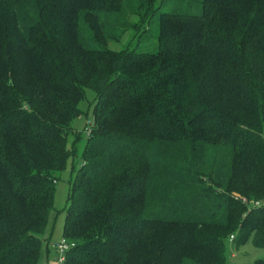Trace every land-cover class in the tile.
<instances>
[{
    "label": "trees",
    "instance_id": "trees-1",
    "mask_svg": "<svg viewBox=\"0 0 264 264\" xmlns=\"http://www.w3.org/2000/svg\"><path fill=\"white\" fill-rule=\"evenodd\" d=\"M88 89L62 264H238L227 242L264 249V0H0V264L53 250Z\"/></svg>",
    "mask_w": 264,
    "mask_h": 264
},
{
    "label": "rangeland",
    "instance_id": "rangeland-1",
    "mask_svg": "<svg viewBox=\"0 0 264 264\" xmlns=\"http://www.w3.org/2000/svg\"><path fill=\"white\" fill-rule=\"evenodd\" d=\"M192 11L197 9L192 8ZM131 31L122 38L121 41H111L109 47L113 49H121L127 45ZM130 47H143L144 42H138L137 39L131 41ZM157 43L155 40L146 42V47L149 49H155ZM95 93L91 90H87V97L80 103L82 114L77 117L72 127L74 131L80 133V138L74 144V134L69 135L68 146L72 150L71 156L68 159L66 169L62 172H58V180L56 182V194H55V215L52 219L53 228L51 229V241L55 242L64 237V222L66 216V209L69 205V191L71 189L72 181L75 179L83 165V152L87 143L89 131L92 128L95 116H94V103ZM260 204V202H256ZM52 244V243H51ZM55 250L51 249L50 255L47 256L44 251L41 259V264H59ZM227 255L231 260L238 264H253L255 261L264 258V249L256 247L250 238L246 243L242 244L239 248L232 242H227Z\"/></svg>",
    "mask_w": 264,
    "mask_h": 264
},
{
    "label": "built area",
    "instance_id": "built-area-1",
    "mask_svg": "<svg viewBox=\"0 0 264 264\" xmlns=\"http://www.w3.org/2000/svg\"><path fill=\"white\" fill-rule=\"evenodd\" d=\"M234 238V235L231 236V239ZM76 245L75 241L69 240L66 237L62 239L52 242L51 247L56 252L57 260L59 264L64 263L66 260L67 252L72 249Z\"/></svg>",
    "mask_w": 264,
    "mask_h": 264
}]
</instances>
